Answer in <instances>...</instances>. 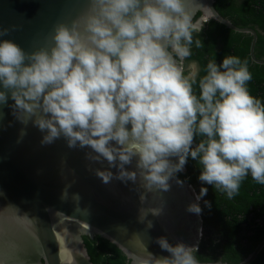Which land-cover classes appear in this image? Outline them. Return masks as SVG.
Wrapping results in <instances>:
<instances>
[{
    "label": "clouds",
    "instance_id": "9594fccd",
    "mask_svg": "<svg viewBox=\"0 0 264 264\" xmlns=\"http://www.w3.org/2000/svg\"><path fill=\"white\" fill-rule=\"evenodd\" d=\"M201 7L196 0H89L86 14L54 27L49 47L29 54L0 42V104L10 92L17 119L46 131L42 144L63 136L69 148L89 147L96 154L89 159L118 169L116 179L135 183L139 175L145 193L168 192L189 157L202 168L198 179L228 199L248 176L264 185V103L249 92L247 61L210 60L199 95L198 71L185 75L193 9ZM195 47H203L200 39ZM134 157L137 171L125 170ZM96 175L105 184L113 179L107 170ZM207 191H193L189 212L201 214ZM160 212L141 209L140 218ZM201 236L200 219L198 242ZM156 242L170 256L146 253L134 257L137 264H199L198 247Z\"/></svg>",
    "mask_w": 264,
    "mask_h": 264
},
{
    "label": "water",
    "instance_id": "95a60500",
    "mask_svg": "<svg viewBox=\"0 0 264 264\" xmlns=\"http://www.w3.org/2000/svg\"><path fill=\"white\" fill-rule=\"evenodd\" d=\"M214 2L196 0L207 8L193 9V29L214 20L236 33L249 34L250 60L264 65L254 55L256 31L235 26L216 11ZM88 5L89 0H0V32H5L0 42L10 41L29 54L49 47L54 27L70 25L86 14ZM8 96L7 103L0 104V264H92L84 236L107 240L130 264H137L134 257L144 258L146 253L155 259L170 256L156 242L161 237L172 246L197 247L200 215L187 210L195 203L194 189L177 173L169 181L168 192L145 193L139 175L135 183L116 179L118 169L109 168L107 161L89 159L96 155L89 147L69 148L63 136L42 144L46 131L32 120H18L10 92ZM196 145L193 141V148ZM137 159L125 170L137 171ZM170 159L177 162L175 157ZM105 170L113 173L107 184L96 175ZM181 172H186L185 167ZM149 208L161 212L142 220L140 210ZM263 247L264 239L236 264H250Z\"/></svg>",
    "mask_w": 264,
    "mask_h": 264
},
{
    "label": "trees",
    "instance_id": "16d2710c",
    "mask_svg": "<svg viewBox=\"0 0 264 264\" xmlns=\"http://www.w3.org/2000/svg\"><path fill=\"white\" fill-rule=\"evenodd\" d=\"M214 8L235 26L256 31L254 55L264 61V0H215ZM199 16L197 13L194 20ZM251 38L249 34L236 33L214 20H208L199 30L193 29L192 56L183 62L184 67L189 63L197 65L195 94L199 95L198 81L206 74L205 68L210 60L219 64L226 56H236L248 63L252 74L247 85L250 94L264 103V65L250 60ZM197 39L201 40L203 47H195ZM200 139L194 137V142L198 144ZM184 167L186 172H178V179L192 186L197 196L202 187L208 189L207 195L199 201L202 236L196 252L198 261L241 262L264 239V185L248 176L241 183L238 194L228 199L225 193L198 179L202 171L198 161L189 157ZM83 241L92 264H130L115 245L99 236H84ZM250 264H264V247Z\"/></svg>",
    "mask_w": 264,
    "mask_h": 264
},
{
    "label": "rangeland",
    "instance_id": "374dc122",
    "mask_svg": "<svg viewBox=\"0 0 264 264\" xmlns=\"http://www.w3.org/2000/svg\"><path fill=\"white\" fill-rule=\"evenodd\" d=\"M184 70H186L187 75L191 74L192 72H196L195 64L189 63L187 66L184 67ZM195 203H197L196 200H195ZM197 240H198V238H197Z\"/></svg>",
    "mask_w": 264,
    "mask_h": 264
},
{
    "label": "flooded vegetation",
    "instance_id": "af4514ba",
    "mask_svg": "<svg viewBox=\"0 0 264 264\" xmlns=\"http://www.w3.org/2000/svg\"><path fill=\"white\" fill-rule=\"evenodd\" d=\"M198 18H199V17H198ZM198 18H197V19H198ZM197 19H195L194 22H196ZM202 26H203V25H202ZM202 26H201V27H202ZM182 64H183V67H184V62H183V61H182ZM194 64H195V63H194ZM195 69H196V71H197V65H196V64H195Z\"/></svg>",
    "mask_w": 264,
    "mask_h": 264
},
{
    "label": "built area",
    "instance_id": "2783aa9c",
    "mask_svg": "<svg viewBox=\"0 0 264 264\" xmlns=\"http://www.w3.org/2000/svg\"><path fill=\"white\" fill-rule=\"evenodd\" d=\"M195 198H196V195H195ZM197 201V200H196Z\"/></svg>",
    "mask_w": 264,
    "mask_h": 264
}]
</instances>
